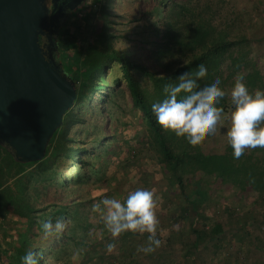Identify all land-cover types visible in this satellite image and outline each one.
Segmentation results:
<instances>
[{"label": "rangeland", "instance_id": "rangeland-1", "mask_svg": "<svg viewBox=\"0 0 264 264\" xmlns=\"http://www.w3.org/2000/svg\"><path fill=\"white\" fill-rule=\"evenodd\" d=\"M158 1L86 0L80 11L63 19V32L75 35L81 46L76 50L65 49L64 56H78L83 46L106 40L157 76H172L189 56L167 48L162 33L163 18L154 11ZM194 2L203 15L214 14L217 35L226 31L229 36L248 37L247 42L230 50L226 60L215 58L209 64L211 76L220 78L219 86L226 92L219 101L218 106L224 111L215 132L205 134L192 146L170 130L162 127L161 131L154 130L134 103L120 64L114 62L104 73L92 99L75 106L70 119L67 143L86 149L83 158L88 177L67 155H60L52 168L43 172L35 166H26L27 194L36 208L32 224L20 216L7 189L11 185L17 194L15 181L10 180L0 188V264L19 255L25 235L29 236V246H38V257L52 264H195V260L197 264H264V188L241 187L232 180L222 183L217 174L202 173L201 165L188 160L181 170L187 194L192 192L198 178L207 192L202 198L199 225L204 223L208 227L220 221L228 231L219 248L210 244L198 252L190 246L194 239L193 212L190 208L183 210L188 204L179 197L177 177L163 151L162 139L173 151L190 153L209 143L227 140L232 110L230 91L238 75L243 76L249 91L264 90L262 83L252 87L245 79L249 72L259 71L264 83V0H194L193 5ZM157 27L161 30L157 31ZM243 55L247 70L228 61ZM133 72L152 104L165 98V84L179 82V74L155 80L142 70ZM53 153L50 150L49 157ZM136 188L151 190L156 202V235L161 243L150 253L137 251L138 245L146 243L147 233L128 231L113 238L100 214L92 211L93 203L105 196L123 200ZM65 206L66 210L59 213ZM49 218H65L63 235L43 237L37 224ZM44 242L50 243L39 247ZM108 243L114 244L111 251L106 247Z\"/></svg>", "mask_w": 264, "mask_h": 264}, {"label": "trees", "instance_id": "trees-1", "mask_svg": "<svg viewBox=\"0 0 264 264\" xmlns=\"http://www.w3.org/2000/svg\"><path fill=\"white\" fill-rule=\"evenodd\" d=\"M100 1V0H99ZM194 0H184L178 2L170 0L169 3H165V0H159L155 6L154 11L159 17L163 18L164 30L163 36L166 38L167 48L177 49L182 52L189 59L178 66L173 75L182 74L184 72H195L199 64H204L207 68V76L201 81V86L210 78L211 72L209 64L215 58L227 59V54L235 48L247 42V36H229L226 31H221L217 35V29L214 25V14L203 15L199 10ZM193 5V6H192ZM83 8L80 7L72 13H68L61 19L60 26L58 28V44H57V60L60 62L65 72L71 75L77 86V98L74 106L66 112L62 126L54 133L47 151L43 159L39 161H31L27 163L17 161L11 152L4 146V154L0 150V188L8 185L10 180L15 181L17 194L11 189V185H8L7 189H10L11 196L15 200V206L18 208L20 216L26 217L32 224L34 218L33 213L36 211L34 202L27 194L28 184L26 173V166H35L41 172L46 169L52 168L53 162L60 155H67L76 162L78 169L84 171V177H88L87 163L83 158V153L86 151L84 147H72L68 145V132L70 127V119L74 114V107L82 103L89 102L95 91L98 90V85L101 83L104 73L107 68L111 67L114 62H118L121 67L123 78L125 79L132 99L136 105L139 106L145 118L149 121L150 125L156 131H161V126L157 124L155 116L152 112L149 98L143 91L133 69H139L148 74L155 80L169 79L168 76H157L155 72L151 71L146 65L139 61L133 60L129 55L123 53L120 50L114 48L106 40L101 42L89 43L82 47L83 51L78 56L65 57L64 50L80 48L78 38L69 36L63 32L64 25L63 19L68 15L77 13ZM215 13V12H214ZM208 14V12L206 13ZM157 31L161 28L157 27ZM104 35H106L105 28L103 29ZM228 61L236 68L249 69L245 65L244 55L241 57L235 56L234 59L229 58ZM249 85L254 87L262 83L261 88L264 89L263 77L259 74V71L255 73L249 72L245 77ZM118 78L116 81H119ZM103 83H107L103 81ZM102 85V84H100ZM106 93L104 96H107ZM162 147L165 156L170 160V166L174 170V173L178 180V194L179 197L185 201L188 206H184L185 211L190 208L193 212L192 217V231L194 232V239L190 242L192 249L200 252L202 249L207 248L210 244L219 248L222 243V237L228 233L224 223L217 221L212 226H208L204 223L199 225L202 221V208L201 204L203 196L207 193L205 189L201 187V180L199 178L195 180L193 184V190L190 194H187L186 183L184 182V176L181 170L186 166L188 160L195 161L198 165H201L202 173L217 174L220 178V182H237L241 187L249 186L260 190L264 188V148H249L245 149L240 158L236 159L232 156V148L228 144L227 140L223 142L209 143L207 147L198 148L195 153L188 151L177 152L173 151L168 145L165 139H162ZM53 150L54 153L49 157V151ZM250 150V151H249ZM75 153H79L75 155ZM83 177V176H82ZM234 183L233 185H235ZM254 185V186H253ZM203 198V199H202ZM190 206V207H189ZM66 210L65 207H61L58 211L63 213ZM63 220L65 218H62ZM237 223H240L239 218ZM55 222V219H52ZM175 223V219L173 220ZM29 224V228L31 225ZM40 223L37 224L38 227ZM243 225V223H241ZM249 233H253L249 230ZM60 235H63L61 232ZM49 241V240H48ZM23 244L19 249V255L15 259L9 260L6 264H20V256L25 253L26 250H33L38 253V246H29V236L25 235L22 240ZM44 242L39 247L46 245ZM47 244V245H48ZM127 243H124V245ZM201 245V246H200ZM123 250V249H122ZM127 250V249H126ZM128 254V253H127ZM161 257L164 255L160 254ZM168 255V254H167ZM131 258V254L126 255ZM38 264H52V262H43L37 255ZM195 264H197L195 260Z\"/></svg>", "mask_w": 264, "mask_h": 264}, {"label": "water", "instance_id": "water-1", "mask_svg": "<svg viewBox=\"0 0 264 264\" xmlns=\"http://www.w3.org/2000/svg\"><path fill=\"white\" fill-rule=\"evenodd\" d=\"M86 0H0V144L23 163L46 155L77 98L57 60L61 19Z\"/></svg>", "mask_w": 264, "mask_h": 264}, {"label": "clouds", "instance_id": "clouds-1", "mask_svg": "<svg viewBox=\"0 0 264 264\" xmlns=\"http://www.w3.org/2000/svg\"><path fill=\"white\" fill-rule=\"evenodd\" d=\"M207 76V68L199 64L197 70L179 75L177 84H165L166 96L151 105L155 120L165 130L184 137L188 144L197 145L205 134L216 130L224 109L219 105L226 92L219 85L220 78L212 77L201 86L199 80ZM232 110L226 129L227 142L236 159L249 148H264V90L249 91L242 75H238L230 91ZM154 193L144 188L130 191L123 200L105 196L92 205L100 214L104 226L113 238L124 232L147 233L146 243L137 251L150 253L161 243L157 238L158 218L155 212ZM44 238L58 235L66 224L62 218L40 222ZM111 251L114 244H107ZM20 264H38L37 254L26 250Z\"/></svg>", "mask_w": 264, "mask_h": 264}, {"label": "crops", "instance_id": "crops-1", "mask_svg": "<svg viewBox=\"0 0 264 264\" xmlns=\"http://www.w3.org/2000/svg\"><path fill=\"white\" fill-rule=\"evenodd\" d=\"M0 150H1L2 153L4 154V146H3V144H0Z\"/></svg>", "mask_w": 264, "mask_h": 264}, {"label": "built area", "instance_id": "built-area-1", "mask_svg": "<svg viewBox=\"0 0 264 264\" xmlns=\"http://www.w3.org/2000/svg\"><path fill=\"white\" fill-rule=\"evenodd\" d=\"M242 264V263H241ZM244 264V263H243Z\"/></svg>", "mask_w": 264, "mask_h": 264}, {"label": "flooded vegetation", "instance_id": "flooded-vegetation-1", "mask_svg": "<svg viewBox=\"0 0 264 264\" xmlns=\"http://www.w3.org/2000/svg\"><path fill=\"white\" fill-rule=\"evenodd\" d=\"M61 23V22H60Z\"/></svg>", "mask_w": 264, "mask_h": 264}]
</instances>
